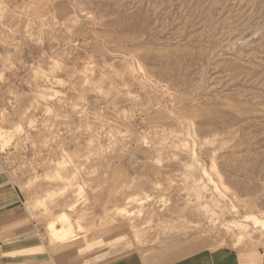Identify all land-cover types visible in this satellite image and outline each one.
I'll list each match as a JSON object with an SVG mask.
<instances>
[{
  "label": "rangeland",
  "instance_id": "rangeland-1",
  "mask_svg": "<svg viewBox=\"0 0 264 264\" xmlns=\"http://www.w3.org/2000/svg\"><path fill=\"white\" fill-rule=\"evenodd\" d=\"M0 174L57 264H264V0H0Z\"/></svg>",
  "mask_w": 264,
  "mask_h": 264
},
{
  "label": "crops",
  "instance_id": "crops-1",
  "mask_svg": "<svg viewBox=\"0 0 264 264\" xmlns=\"http://www.w3.org/2000/svg\"><path fill=\"white\" fill-rule=\"evenodd\" d=\"M7 175L0 174V264H57V255L48 256L46 249L40 246L32 231V220L26 210L21 207L18 188L9 184ZM49 244V242H48ZM35 254V256H33ZM203 253L192 256H183L175 259L170 264H207ZM217 258V257H216ZM109 251L95 249L92 252L82 254L78 262L82 264H125L124 259L115 260L112 263ZM216 264H224L216 259ZM234 264V262L232 263Z\"/></svg>",
  "mask_w": 264,
  "mask_h": 264
},
{
  "label": "bare ground",
  "instance_id": "bare-ground-1",
  "mask_svg": "<svg viewBox=\"0 0 264 264\" xmlns=\"http://www.w3.org/2000/svg\"><path fill=\"white\" fill-rule=\"evenodd\" d=\"M69 218L68 216L64 215L61 216L60 218L53 220L50 225L52 226L51 230L52 233L50 235V241H57L59 240L61 233L65 232L67 227L70 228L69 226Z\"/></svg>",
  "mask_w": 264,
  "mask_h": 264
}]
</instances>
